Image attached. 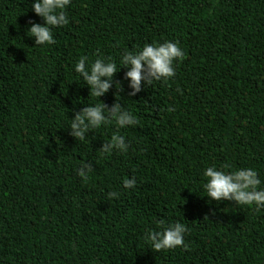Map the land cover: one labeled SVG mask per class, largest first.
Masks as SVG:
<instances>
[{"label": "trees", "instance_id": "obj_1", "mask_svg": "<svg viewBox=\"0 0 264 264\" xmlns=\"http://www.w3.org/2000/svg\"><path fill=\"white\" fill-rule=\"evenodd\" d=\"M65 13L55 43L34 45L30 0H0V264H264V208L203 187L214 166L250 167L264 188V0H70ZM166 40L184 52L175 76L133 96L123 67L122 90L99 98L74 71ZM101 102L138 124L75 140L70 119ZM114 133L127 151L102 152ZM176 222L184 245L152 249L147 232Z\"/></svg>", "mask_w": 264, "mask_h": 264}, {"label": "clouds", "instance_id": "obj_2", "mask_svg": "<svg viewBox=\"0 0 264 264\" xmlns=\"http://www.w3.org/2000/svg\"><path fill=\"white\" fill-rule=\"evenodd\" d=\"M70 0H30V7L34 14L43 20V24L31 23L28 31L34 45H51L55 43L53 29L63 27L69 23L65 13ZM184 52L178 41H164L162 43H150L143 45L135 51H125L117 62L111 58H96L90 61L81 56L74 65V71L79 73L89 88L92 96L99 98L111 87L121 91L119 82L113 81L114 74L121 68H125L124 78L128 81V94L135 95L141 91V83H150L153 80H167L175 76V63L182 61ZM114 122L119 128H125L138 124L137 118L125 110L119 103H113L110 107L102 102L84 106L70 119L69 134L75 140L86 142V133ZM129 145L123 135L114 133L110 140L100 146L102 152L113 149L127 151ZM90 166L85 163L78 169V175L86 178ZM203 176L206 182L203 187L206 196L211 201H234L239 205H254L257 209L264 208V188L257 172L252 168H240L231 172L219 170L214 166L204 169ZM135 179L129 178L123 182L125 188L134 185ZM110 198L118 196L117 192L108 193ZM186 226L176 222L163 227L160 231L149 230L145 236L154 250L171 249L184 245Z\"/></svg>", "mask_w": 264, "mask_h": 264}]
</instances>
